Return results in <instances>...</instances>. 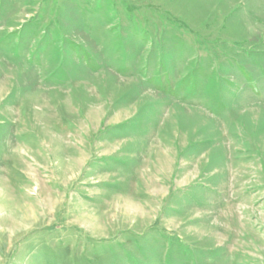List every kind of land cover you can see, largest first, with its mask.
<instances>
[{
    "label": "rangeland",
    "instance_id": "obj_1",
    "mask_svg": "<svg viewBox=\"0 0 264 264\" xmlns=\"http://www.w3.org/2000/svg\"><path fill=\"white\" fill-rule=\"evenodd\" d=\"M0 264H264V0H0Z\"/></svg>",
    "mask_w": 264,
    "mask_h": 264
},
{
    "label": "trees",
    "instance_id": "obj_2",
    "mask_svg": "<svg viewBox=\"0 0 264 264\" xmlns=\"http://www.w3.org/2000/svg\"><path fill=\"white\" fill-rule=\"evenodd\" d=\"M74 49H76V48H74ZM78 57H80L78 59H81L80 55H78ZM82 57H83L82 59H83L84 63L86 64V66H88L89 68H95V66H96L95 63L96 62H95V60L93 58L91 59L88 56V54L85 53V52H84ZM240 72L245 76L246 80L250 83V85L252 87H255V82H253V81H255L254 79H255L256 76L255 77L252 76L250 74V72L247 71L243 67H241V71ZM198 74H201V72H199L198 70H194L191 73H189L186 76V78H185L186 79L185 82H183L179 88H174L172 86L171 77L168 76V74H166L165 81H163V82L161 81V84H159V87L161 88V90H163L165 93H167V94H169L171 96L176 95V93H178V91H180L182 89L187 90L190 93H197L201 89V87H200V79L198 78ZM163 75H165V73H163L162 76ZM162 76H158V78L150 77L148 79H152V81H155V79L161 80ZM230 85H234V84H230Z\"/></svg>",
    "mask_w": 264,
    "mask_h": 264
}]
</instances>
